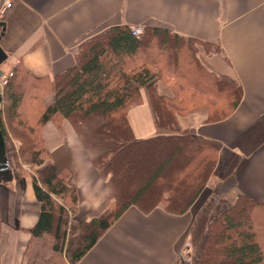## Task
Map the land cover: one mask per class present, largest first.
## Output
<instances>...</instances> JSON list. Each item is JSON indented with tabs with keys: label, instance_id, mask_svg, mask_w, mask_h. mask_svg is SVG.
<instances>
[{
	"label": "crops",
	"instance_id": "0c3cea01",
	"mask_svg": "<svg viewBox=\"0 0 264 264\" xmlns=\"http://www.w3.org/2000/svg\"><path fill=\"white\" fill-rule=\"evenodd\" d=\"M3 22L0 47L6 57L1 74L21 70L43 84L73 65L80 43L111 26L133 24L165 27L209 42L214 48L198 47L196 52L203 68L241 87L239 103L223 119L205 122L201 110L175 114L179 130L217 150L212 180L190 207L174 214L160 204L147 212L131 205L75 264H179L189 238L198 237L192 240L198 246L206 224L238 194L264 202V0H16ZM173 78L163 69L156 92L171 97ZM33 91L26 88L20 106L31 120L40 105L53 100L51 91L41 97ZM127 119L135 139L162 132L155 126L145 88ZM41 137L48 160L76 190V217L89 219L103 212L113 192L70 121L48 120ZM9 170L0 176V264H24L40 203L32 176L11 166Z\"/></svg>",
	"mask_w": 264,
	"mask_h": 264
},
{
	"label": "trees",
	"instance_id": "16d2710c",
	"mask_svg": "<svg viewBox=\"0 0 264 264\" xmlns=\"http://www.w3.org/2000/svg\"><path fill=\"white\" fill-rule=\"evenodd\" d=\"M143 28L139 37L130 33L128 25L111 26L93 35L79 44L73 65L48 82L42 84V79L15 70L3 85V136L2 115L14 119L32 145L37 140L43 143L41 129L48 120L68 119L113 192V200L99 215L75 218V188L67 184L64 172L40 157L46 148L35 145L28 153L36 166L32 188L40 211L29 231L24 264H75L127 207L147 212L160 204L168 212L181 214L212 180L216 148L188 130H179L175 114L201 110L205 122L223 119L239 103L241 87L203 68L196 52L198 47L214 48L209 42L165 27ZM165 68L174 74L171 97L155 88ZM26 88H32L33 94L53 93L50 103L34 111V120L20 110ZM142 88L148 92L155 126L162 132L135 139L127 112L141 102ZM190 103L194 107L185 109ZM153 156L160 159L152 163ZM118 159L126 168L136 163L137 185L127 194H122L119 184ZM141 163L147 167L140 173L137 165ZM196 264H264V202L238 194L206 224Z\"/></svg>",
	"mask_w": 264,
	"mask_h": 264
},
{
	"label": "rangeland",
	"instance_id": "374dc122",
	"mask_svg": "<svg viewBox=\"0 0 264 264\" xmlns=\"http://www.w3.org/2000/svg\"><path fill=\"white\" fill-rule=\"evenodd\" d=\"M17 88L20 90L21 89V83L20 85L17 84ZM45 92V91H43ZM44 93H40L39 97L43 96ZM2 125L4 126L5 129V143H6V153H7V158H8V163L9 166L13 169H17L19 173L26 172L31 176H36L35 170L36 166L34 164H31V159H30V154L28 153L29 150L34 151V146L36 145L37 148L41 147L43 145L45 147V143H40L37 140V143L35 145H32L30 140V137L27 136L25 133V130H23L19 125L15 124V120L12 119L11 117H6L5 115H2ZM24 117H29L27 115V112H24ZM35 118V117H34ZM36 127V126H35ZM38 128V127H36ZM31 144L32 146H30ZM40 157H44L45 162L48 159V154L40 153ZM159 156V155H158ZM160 158L153 156L152 163L158 161ZM117 165V174L121 178L119 181V184H122V194L130 193L132 190L130 189L131 186L137 185V180L134 179V165L132 167L126 168L125 164L122 163L121 159H118V161L115 163ZM147 167V163H141L140 165H137L138 171L141 173V170L145 169ZM124 195H122L123 197ZM57 199V198H56ZM59 200V199H57ZM232 204V203H231ZM230 204V205H231ZM229 205V206H230ZM228 207V206H227ZM77 219H82L84 217H75ZM215 218V217H213ZM212 218V219H213ZM87 219V218H85ZM205 235V232H204ZM198 237L194 236V239L192 240H198ZM204 238V236H203ZM202 238V241H203ZM191 240V237L189 238L188 244L189 247L186 251H184V258L180 260L179 264H196V258H197V253L200 249V244L197 246L194 241ZM46 241L45 244L48 245V241ZM46 249V248H45ZM26 262V258H24V263Z\"/></svg>",
	"mask_w": 264,
	"mask_h": 264
},
{
	"label": "built area",
	"instance_id": "2783aa9c",
	"mask_svg": "<svg viewBox=\"0 0 264 264\" xmlns=\"http://www.w3.org/2000/svg\"><path fill=\"white\" fill-rule=\"evenodd\" d=\"M16 0H0V21H4V19L7 17L8 13L12 10ZM128 29L130 30V33L135 36L139 37L143 31L144 28L141 25H128ZM13 75V71H8L7 73L1 74L0 76V89H2L3 85H5L8 81V78ZM1 92V90H0Z\"/></svg>",
	"mask_w": 264,
	"mask_h": 264
},
{
	"label": "water",
	"instance_id": "95a60500",
	"mask_svg": "<svg viewBox=\"0 0 264 264\" xmlns=\"http://www.w3.org/2000/svg\"><path fill=\"white\" fill-rule=\"evenodd\" d=\"M3 24L4 22L0 21V27ZM5 57H6V54L0 47V63L3 59H5ZM0 76H1V71H0ZM1 100H2V96L0 92V105H1ZM9 171L10 170H9V163H8V158H7V153H6V143H5V139L2 134V131H1V122H0V176H6L7 174L10 173Z\"/></svg>",
	"mask_w": 264,
	"mask_h": 264
},
{
	"label": "bare ground",
	"instance_id": "6f19581e",
	"mask_svg": "<svg viewBox=\"0 0 264 264\" xmlns=\"http://www.w3.org/2000/svg\"><path fill=\"white\" fill-rule=\"evenodd\" d=\"M148 204V203H147Z\"/></svg>",
	"mask_w": 264,
	"mask_h": 264
}]
</instances>
